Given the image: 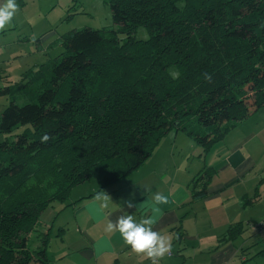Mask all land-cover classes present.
<instances>
[{
  "label": "trees",
  "instance_id": "16d2710c",
  "mask_svg": "<svg viewBox=\"0 0 264 264\" xmlns=\"http://www.w3.org/2000/svg\"><path fill=\"white\" fill-rule=\"evenodd\" d=\"M107 4L114 27L62 35L60 55L27 81L35 98L0 114V132L19 129L0 141V264H49L51 224L36 248L30 237L72 187L98 175L97 193L124 179L171 130L205 152L264 106V0ZM139 26L150 39L135 37ZM211 176L194 177L193 198L206 195Z\"/></svg>",
  "mask_w": 264,
  "mask_h": 264
},
{
  "label": "crops",
  "instance_id": "0c3cea01",
  "mask_svg": "<svg viewBox=\"0 0 264 264\" xmlns=\"http://www.w3.org/2000/svg\"><path fill=\"white\" fill-rule=\"evenodd\" d=\"M49 35L42 34L37 45L52 41L62 51L61 35ZM35 38L34 33L28 36ZM16 42L19 32L12 22L0 31V62L12 59L19 66L22 54L14 49ZM203 171L212 176L206 195L195 199L192 191L199 186L192 180ZM103 191L111 197L106 208L94 206L95 193L60 211L51 222L49 264H150L126 246L119 233L105 232V226L108 218L126 212L139 219L157 191L175 201L156 216L154 228L173 237L172 252L161 264H264V106L205 152L183 132L169 131L139 168ZM130 194L137 209L125 207Z\"/></svg>",
  "mask_w": 264,
  "mask_h": 264
},
{
  "label": "rangeland",
  "instance_id": "374dc122",
  "mask_svg": "<svg viewBox=\"0 0 264 264\" xmlns=\"http://www.w3.org/2000/svg\"><path fill=\"white\" fill-rule=\"evenodd\" d=\"M17 3L19 11L13 22L17 25L21 44L16 42L14 49L22 56L17 59L19 66H16V61L12 59L0 62V114L10 101L19 105L32 101L35 98V92L30 90L27 81L35 77L40 68L48 70V64L54 62L63 51V49L56 50L50 43L52 41L45 42L40 48L37 45L39 42L37 39L42 34L49 35L54 32L57 36H62L73 29L84 27L104 31L114 27L107 0H19ZM142 28L146 29L143 26L136 29L134 33L136 38L141 34ZM32 33L36 35L34 40L28 39ZM169 69L177 70L174 65L168 68V72ZM18 132V128L8 133L0 132V141L6 139L11 141ZM98 184H100V178L94 175L72 187L64 201L55 200L46 206L39 216L38 226L32 231L30 248L38 246V233L44 226H49L60 211L69 208L70 201H75L83 194L91 192L92 187Z\"/></svg>",
  "mask_w": 264,
  "mask_h": 264
},
{
  "label": "clouds",
  "instance_id": "9594fccd",
  "mask_svg": "<svg viewBox=\"0 0 264 264\" xmlns=\"http://www.w3.org/2000/svg\"><path fill=\"white\" fill-rule=\"evenodd\" d=\"M19 5L16 0H0V31H4L12 26V22L17 12ZM264 27V24H261ZM138 39L148 40L147 29H140ZM169 75L175 80L179 79L180 72L175 69H169ZM204 79L211 81L212 77L207 72L202 74ZM50 139L49 135L44 134L41 137V143H46ZM170 195H165L163 192H155L148 198V211L143 212L141 217H137L132 212H126L117 216L114 220L108 218L105 232L119 233L123 243L130 249L140 255L142 254L150 264H161V261L172 252L173 244L171 235L162 234L154 228L156 224L157 214H163V206L175 203L170 199ZM110 195L101 190L93 197V204L98 210L107 207ZM127 209H137L138 204L134 194H130L129 198L124 200ZM151 214H148V213Z\"/></svg>",
  "mask_w": 264,
  "mask_h": 264
},
{
  "label": "built area",
  "instance_id": "2783aa9c",
  "mask_svg": "<svg viewBox=\"0 0 264 264\" xmlns=\"http://www.w3.org/2000/svg\"><path fill=\"white\" fill-rule=\"evenodd\" d=\"M261 226H264V221H262Z\"/></svg>",
  "mask_w": 264,
  "mask_h": 264
}]
</instances>
